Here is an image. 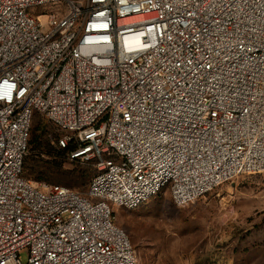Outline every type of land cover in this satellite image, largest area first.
Segmentation results:
<instances>
[{"label": "built area", "instance_id": "2783aa9c", "mask_svg": "<svg viewBox=\"0 0 264 264\" xmlns=\"http://www.w3.org/2000/svg\"><path fill=\"white\" fill-rule=\"evenodd\" d=\"M36 113L88 192L24 176ZM264 173V0H0V264H142L114 207Z\"/></svg>", "mask_w": 264, "mask_h": 264}, {"label": "rangeland", "instance_id": "374dc122", "mask_svg": "<svg viewBox=\"0 0 264 264\" xmlns=\"http://www.w3.org/2000/svg\"><path fill=\"white\" fill-rule=\"evenodd\" d=\"M41 129L42 146L30 147L25 176L40 187L59 184L86 194L97 161L55 157L63 133L36 114L33 136ZM60 165L71 175L57 181L51 172ZM41 167L52 171L37 181ZM114 215L142 264H264V173L240 175L185 206L166 189L137 209L114 207Z\"/></svg>", "mask_w": 264, "mask_h": 264}, {"label": "trees", "instance_id": "16d2710c", "mask_svg": "<svg viewBox=\"0 0 264 264\" xmlns=\"http://www.w3.org/2000/svg\"><path fill=\"white\" fill-rule=\"evenodd\" d=\"M36 114H40V113H36ZM35 114V115H36ZM43 116V115H42ZM44 119H46L44 116H43ZM48 122H51L49 121L48 119H46ZM52 123V122H51ZM54 124V123H52ZM55 125V124H54ZM56 126V125H55ZM57 127V126H56ZM58 128V127H57ZM40 129V126L38 127V130ZM43 129H41V132L39 134H36L33 136V124H32V127H31V132H30V139H29V151H30V147L31 146H42V142H41V138L43 136ZM61 137V135L57 138V143H58V149L56 151H54V156L57 157V158H69V160H72V161H75L77 160V158H72L71 156V153L72 151L75 149V145L74 144H70V145H67L65 147L61 146L59 144V138ZM28 151V153H29ZM28 156V154H27ZM27 156L25 157V160H24V170H25V161H26V158ZM52 171V168H46V167H41L40 170H39V174L36 176V180L37 181H41V180H44L45 179V176L46 174H48L49 172ZM53 174H57L58 175V178H55V180L57 181H60L61 178L60 177H67V176H70L71 175V170L69 169H65L63 167V165H60L57 167V169L53 172H51ZM25 176V174H24ZM26 177V176H25ZM30 180V179H29ZM37 185V184H36ZM38 186V185H37Z\"/></svg>", "mask_w": 264, "mask_h": 264}]
</instances>
